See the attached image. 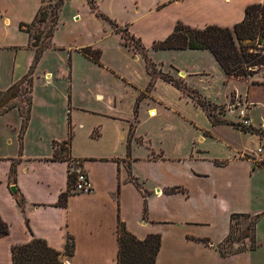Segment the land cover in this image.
<instances>
[{"label":"crops","instance_id":"0c3cea01","mask_svg":"<svg viewBox=\"0 0 264 264\" xmlns=\"http://www.w3.org/2000/svg\"><path fill=\"white\" fill-rule=\"evenodd\" d=\"M19 1L24 12L32 16V5L27 0ZM183 1L153 0L151 3L162 2L165 6ZM256 3L264 0H188V18L200 25L191 27L199 29L208 25L232 27L242 21L245 7ZM8 8L0 3V94L20 82L34 60L29 36L19 28L20 24L33 20H12ZM11 27L13 36L8 40ZM17 33L25 37V43L13 41ZM84 48L77 51L82 54ZM25 49L30 57L23 61ZM49 49L52 51L47 52ZM49 49L43 51L33 71L36 78L33 81L32 75L31 107L23 130L25 115L15 104L21 88L14 98L0 100V221L7 229L6 235L0 234V264H12L11 248L27 244L33 238L44 240L60 252L63 264H117L119 222L138 240L152 234L160 236L155 264H264L263 215L241 195V176L248 173L252 161L241 158L242 151L224 139L218 138L222 144H218L221 154L217 157L201 145L209 137L217 139L212 134L216 128H228L231 136L238 137L246 132L228 124L212 126L204 111L208 124L204 128L181 113L174 111V115L169 106L152 96L159 79L151 87L150 79L144 89H139L132 101L131 117L117 113L115 99H106L102 93L91 92L84 101L74 95L73 83L64 79L62 70L55 67V72L51 68L43 70L45 60L52 63L57 56L53 52L60 51L55 47ZM37 68H41V75ZM67 70L70 79V67ZM212 70L218 73V64ZM181 73L186 79L187 73ZM209 75L206 68L188 69V87L198 92L193 82H202L205 79L200 77ZM223 76V84L226 80L244 82L243 95L236 91L238 86L234 84L225 91L224 103L217 104L210 96L200 97L226 107L236 99L238 104L242 103L240 107H245L252 127L257 124L264 127L262 115L253 116L256 104L264 110V97H254L251 93L252 89L264 91V78ZM157 104L166 110L167 116L172 115L175 123L195 130V138L188 136L185 147L176 143L162 145L161 141L154 143L148 132L140 130V111L146 105L148 117L154 120ZM8 105L14 107L3 111ZM229 117L228 113L224 116L227 121ZM166 132L171 140L175 133ZM69 137L70 144L63 150L66 152L61 151L63 158H54L59 144ZM182 151L184 156L180 155ZM179 163L187 168L184 175H188V180L214 179L218 199L215 190L210 188L191 191L180 181L167 179V171L176 173ZM202 163H207L209 168L203 169ZM243 163L245 166H241ZM77 169L86 174L92 193H76L70 187L69 178ZM172 189L178 190L167 193ZM238 214L259 216L253 232L254 243L246 238L248 248L252 243L254 248L239 253L225 252L222 256L219 248L229 235L230 218ZM67 236L74 242L70 257L64 255Z\"/></svg>","mask_w":264,"mask_h":264},{"label":"rangeland","instance_id":"374dc122","mask_svg":"<svg viewBox=\"0 0 264 264\" xmlns=\"http://www.w3.org/2000/svg\"><path fill=\"white\" fill-rule=\"evenodd\" d=\"M27 1L32 5L34 13L32 16H29L28 11L24 12V7L21 6L22 3L19 0H0V3L9 6L8 15L12 20H33L39 6H42V9L50 14L45 23L36 24L30 28L31 34L42 33L41 38H44V40H42L41 46H47L46 49L55 47L60 50L53 52L57 55L55 61L52 59L50 61L53 62L50 63L47 59L45 60L42 65L43 70L47 68L53 69L54 72L57 69L62 70L64 79L66 81L71 80L73 83L74 95L79 96L84 101H87L86 99L89 98L91 92L102 93L106 99H115L117 106L115 111L117 113H122L125 117H131L132 101L140 92L139 89H144L151 79L145 70L144 55L155 66L156 72L153 83L159 79L152 90V96L160 100L161 104L164 103L169 106L171 113L174 115V111L176 114L181 113L197 126L204 128L208 127V124L203 109L195 102V97L180 90L171 82L165 81L164 78H160V75L166 78L169 77L179 85H184L187 89L192 90L188 87V69H208L210 75L200 77L205 79L202 82H193L195 85L193 88L198 90V95L203 98L210 96L217 104L225 102L224 93L234 84L238 86L236 91L238 90L242 95L245 92L243 87L245 83L242 81L226 80L223 84L222 77L225 73L220 67L218 73L212 70L214 64L217 63H212L215 62V59L207 50H155L152 47L153 41L164 40L178 22L189 27H200L199 24L188 18V0L178 4H166L165 6V3L162 2L160 4L151 3L153 0H41V4L40 0ZM53 10L57 13V18L55 25L51 27V12ZM50 28H52L51 36H49ZM11 30L12 27L8 31V40L13 36ZM117 30L123 31L126 34L125 38L121 36V33H116ZM15 36L16 38L13 39L15 43H25L24 36L18 33ZM138 42L145 48L144 52L135 49ZM88 46L100 52L98 62L83 56L77 51L78 48ZM25 50L23 61L30 57L27 49ZM51 51L49 49L47 52ZM134 57H137V59L134 60ZM69 67L71 69L70 79L67 78ZM182 71L187 73L186 79L184 74L181 73ZM262 71L264 73V68ZM37 72L41 75V68H37ZM263 73L252 78H262ZM35 78L36 73L34 72L33 81H35ZM181 80L183 82L185 80V82L183 83ZM127 82L130 85H127ZM20 88V91H18L19 97L15 104L21 107L25 115L28 98L30 97L29 87L24 84ZM251 93L254 97H264V91H261V89L259 91L252 89ZM206 99L208 100V98ZM159 104L156 106L158 114L154 120L148 117L146 105L140 111V130L148 132L147 135L153 138L154 143L161 141L162 145L171 143L173 146V143H176L178 146L185 147L188 143V136L195 138L193 137L196 136L195 130L185 124H180V122L175 123L172 115L167 116L166 110L164 111ZM241 105L242 103L238 104L236 99H232L229 107L217 105L221 108V111L216 109L213 114L226 122L232 123L237 129H242L244 127L241 124L242 116L240 112L243 111L245 116H248L245 107H240ZM255 107L257 108L253 116L262 115V118H264V110L262 111L257 104ZM226 113L231 116L228 121L224 118ZM222 128H216L212 131L217 139L209 137L201 145L205 146L212 156L217 157L221 154L219 146L222 142L220 140L224 139L242 151L241 158L252 161L247 174L244 173V169L241 171V173H244L242 175L244 178L241 176V195L246 200H250V203L257 209L256 211H261L264 220V170L253 164L260 161L264 162V127H259L257 124L253 128L251 122L249 129L253 130L255 134H251V130H249L239 137L236 134L231 136L228 128ZM166 130L175 133L171 140L168 139ZM183 151L180 152L181 156H184ZM65 152L63 151V154ZM243 165L244 163L241 166ZM208 166L207 163L201 165L203 169L209 168ZM175 168L178 169L176 173H173L174 170L168 172L167 169L163 168L168 173L167 179L172 182L180 181L183 186L191 191L210 188L215 190L218 199V188L214 179L188 180V175H184L187 168L183 164L179 163ZM175 168L173 167V169ZM191 193L193 194V192ZM214 206L218 207V204L215 203ZM252 219L253 216L251 215L240 214L231 221L230 238L220 247L221 251L235 252L248 249L246 238L251 241L250 223ZM261 231L264 232V224ZM58 259L61 262L60 258Z\"/></svg>","mask_w":264,"mask_h":264},{"label":"trees","instance_id":"16d2710c","mask_svg":"<svg viewBox=\"0 0 264 264\" xmlns=\"http://www.w3.org/2000/svg\"><path fill=\"white\" fill-rule=\"evenodd\" d=\"M51 13V27H53L56 22L57 13H55V10H53ZM49 16L50 14H48L46 10L42 9V6H40L33 21L30 24H20L19 28L25 31L29 36V47L34 49V60L26 76L20 82L12 85L9 89L0 94V100L3 97H7L9 99L14 98L18 88L24 84L28 85V92L30 91L34 68L43 51L48 48L45 45L41 46V42L44 40V38H41L42 33L39 32L38 34H31L30 28L36 24L45 23ZM51 29L52 28L49 29V36H51ZM116 33H121L122 37L126 36V34L123 31L121 32V30H117ZM137 45L140 47L136 46V50H141L142 52L145 51V48L141 46L139 42ZM152 47L155 50H207L212 54L216 63L223 70L227 77L237 79L252 78L253 76L263 73L262 70L264 68V3H256L246 6L242 21L233 25L232 27L209 25L202 29H198L183 25L182 23L178 22L174 26L173 31L164 40L154 42ZM81 52L85 57L98 62L100 56V52L98 50H93L91 47H86L82 49ZM144 60L146 64V71L151 78V87L154 81L153 77L155 76L156 72L155 66L145 55ZM262 77L264 78V73ZM160 78H164L165 81L169 83L171 82L180 90L193 95V97H195L196 104H198L206 113L212 126L221 124L233 126L232 123L226 122L225 120L215 116L213 114L214 110L218 109L221 111V108L202 99L196 91L187 89L184 85H179L169 77L166 78L165 76L160 75ZM139 100L140 99H138L136 102V108L138 106ZM13 107V105H8L3 111ZM30 107L31 101L29 97L26 114L23 117L22 130L25 128L26 121L28 120ZM241 130L247 132L251 129L242 128ZM251 132L255 133L252 130ZM70 137L63 144H59V149H56L54 158H63L61 151L66 150L69 146ZM54 145L56 146V144ZM255 165L264 169V162L260 161L259 163H255ZM73 181L74 173L72 177L70 176L69 178L70 187H72ZM177 190L178 189H172L167 191V193H174ZM63 197L60 198V204L62 205L64 200ZM238 216H240V214L232 215L230 221H233V219ZM258 219V215L254 216L252 222L250 223L251 240H253V243V232ZM116 233L118 243L116 260L117 264H155V259L160 248V236L158 234L148 235L144 240H138L126 230L124 224L121 222H119L117 225ZM0 234H7V229L1 223V221ZM230 234L231 228L225 242H227V240L230 238ZM253 243L248 249L254 248ZM73 250L74 242L72 241L71 237L67 236L64 255L68 257L72 256ZM243 251L245 250L241 249L240 251H235L234 253ZM219 252L220 255H225V252L221 251L220 248ZM60 255V252L50 248L44 240L39 238H33L27 244L15 245L11 248L12 264H61L58 259Z\"/></svg>","mask_w":264,"mask_h":264},{"label":"built area","instance_id":"2783aa9c","mask_svg":"<svg viewBox=\"0 0 264 264\" xmlns=\"http://www.w3.org/2000/svg\"><path fill=\"white\" fill-rule=\"evenodd\" d=\"M240 115L242 116L241 124L244 128L249 129L251 127V120L245 116L244 112L241 111ZM260 152V150H258ZM72 189L76 193L81 194H90L92 193V187L88 182L86 174L82 170H75L74 172V181Z\"/></svg>","mask_w":264,"mask_h":264},{"label":"bare ground","instance_id":"6f19581e","mask_svg":"<svg viewBox=\"0 0 264 264\" xmlns=\"http://www.w3.org/2000/svg\"><path fill=\"white\" fill-rule=\"evenodd\" d=\"M151 115H152V116L154 115V112H153V111H151Z\"/></svg>","mask_w":264,"mask_h":264},{"label":"water","instance_id":"95a60500","mask_svg":"<svg viewBox=\"0 0 264 264\" xmlns=\"http://www.w3.org/2000/svg\"><path fill=\"white\" fill-rule=\"evenodd\" d=\"M14 192V191H13Z\"/></svg>","mask_w":264,"mask_h":264}]
</instances>
